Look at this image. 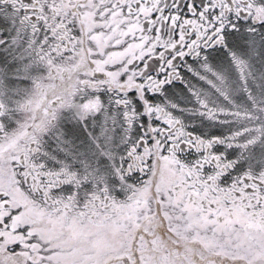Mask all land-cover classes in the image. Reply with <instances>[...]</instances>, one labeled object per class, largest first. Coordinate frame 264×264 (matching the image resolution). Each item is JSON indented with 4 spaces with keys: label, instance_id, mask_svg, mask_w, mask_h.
<instances>
[{
    "label": "snow or ice",
    "instance_id": "obj_1",
    "mask_svg": "<svg viewBox=\"0 0 264 264\" xmlns=\"http://www.w3.org/2000/svg\"><path fill=\"white\" fill-rule=\"evenodd\" d=\"M0 264H264V0H0Z\"/></svg>",
    "mask_w": 264,
    "mask_h": 264
}]
</instances>
